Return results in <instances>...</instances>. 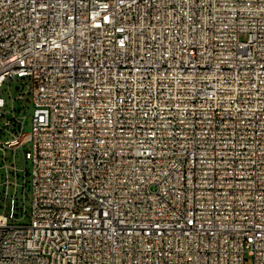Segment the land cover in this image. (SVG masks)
<instances>
[{
  "label": "built area",
  "instance_id": "built-area-1",
  "mask_svg": "<svg viewBox=\"0 0 264 264\" xmlns=\"http://www.w3.org/2000/svg\"><path fill=\"white\" fill-rule=\"evenodd\" d=\"M0 264H264V0H0Z\"/></svg>",
  "mask_w": 264,
  "mask_h": 264
},
{
  "label": "rangeland",
  "instance_id": "rangeland-1",
  "mask_svg": "<svg viewBox=\"0 0 264 264\" xmlns=\"http://www.w3.org/2000/svg\"><path fill=\"white\" fill-rule=\"evenodd\" d=\"M18 88H21V81H13L12 83H10L9 85L6 84L3 88L4 90V95L6 96L7 100H9V92L12 93L13 96H17L19 93ZM33 108H31V110L29 111L28 108H25L23 115H26V123H25V132H29L30 131V114ZM30 149V144H26L24 147V150H18L17 154L15 155V161L16 164L18 166V168H20L23 172L24 169H27V171L30 172L31 169V165L28 161H26L24 159V152ZM10 159H13L12 155L10 154ZM22 177L20 179V183L23 184V173H21ZM30 178H27V181H29ZM22 190L20 188V197H22ZM24 201H25V209L27 211V214L29 215L30 213V209H31V201H32V191L30 188V184L27 182V186L25 187V191H24ZM28 215H26V217H24L23 221L24 223H28L29 222V218Z\"/></svg>",
  "mask_w": 264,
  "mask_h": 264
}]
</instances>
